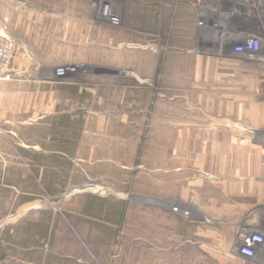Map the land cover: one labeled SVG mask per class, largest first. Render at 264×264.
Returning a JSON list of instances; mask_svg holds the SVG:
<instances>
[{
	"label": "rangeland",
	"instance_id": "rangeland-1",
	"mask_svg": "<svg viewBox=\"0 0 264 264\" xmlns=\"http://www.w3.org/2000/svg\"><path fill=\"white\" fill-rule=\"evenodd\" d=\"M203 2L212 9L198 0H0V35L15 46L14 76L0 81V230L25 219L0 264L30 258L48 223L51 251L33 264H75L64 256L84 259L75 243L88 248L81 264L262 263V245L238 257V236L263 229L254 188L264 189V170L238 169L264 167V126L210 121L200 127L217 137L195 138V98L264 105V67L234 54L238 38L222 37L247 20L264 48V0L231 17L226 0ZM225 127L230 136L219 137ZM209 143L233 149L196 152ZM245 181L247 195L230 185ZM166 243L183 245L178 258Z\"/></svg>",
	"mask_w": 264,
	"mask_h": 264
},
{
	"label": "crops",
	"instance_id": "crops-1",
	"mask_svg": "<svg viewBox=\"0 0 264 264\" xmlns=\"http://www.w3.org/2000/svg\"><path fill=\"white\" fill-rule=\"evenodd\" d=\"M237 106H240L239 108H237ZM218 118V119H217ZM212 119V120H211ZM210 121H218V122H223L224 124L229 123L230 127H231V123L233 122H239L242 124L243 127H245L246 129L248 127H256V128H260L261 126H264V105L263 104H259V103H254V104H248V105H244L242 103V101L240 102V105H233L231 102H228L225 98L224 99H212L210 97H206V98H195V138H206L208 140H214V138L217 137V133L215 132H211V131H206L205 128H201L200 126L202 124L199 123H205V125H207L208 122ZM198 123V127H197V123ZM205 127V126H204ZM229 127V128H230ZM231 131V130H230ZM241 132L243 133V131L241 130ZM219 133V137H224V138H228L229 135V131H227L226 127L223 128V130L218 131ZM231 134V132H230ZM210 142V141H209ZM212 143V142H211ZM246 146V145H245ZM240 149L237 150L236 147L234 149L235 153H246L247 147H242L239 146ZM238 148V147H237ZM232 147L228 144L227 146L225 145H221L218 148H215L213 145H211L209 143L208 145H203V146H197V148L195 147V150H197V153H214L218 150V152L220 151V153H225V154H231L232 151ZM249 151L252 153H257L256 148H249ZM260 168H262L261 170H264L263 167V160L262 162L257 161V163L254 166H250L249 165H245L242 166L238 169L239 175H244V176H248L249 174L251 175L254 174L256 176H258L259 173H261V175L263 174V171H260ZM232 169H229V171H231ZM227 174L229 173L228 170L226 169ZM260 175V176H261ZM256 186L254 188L255 190V201L258 202L259 201V197H261V201H264L263 199V185L262 182H256L255 183ZM231 187H239L240 186V192H245L244 195H247V188L246 186L249 187L248 182H242V183H238V184H232V182L230 183ZM195 186L200 187L202 186L201 183H195ZM161 188V187H160ZM201 189V188H200ZM181 193L183 192V190L180 191ZM199 194V192H198ZM244 198H248V196H245ZM24 218L20 219L16 224H18L21 220H23ZM21 224V223H20ZM47 227H49V223L48 226L46 225L45 228L47 229ZM46 231V230H45ZM256 231H258L259 233L264 234V225H263V229H256ZM49 235L44 238V233H42L41 237L37 240L34 241L33 243H31V245H29V247L26 248V250H30V258H27V260L25 261L24 259H17L16 263L19 264H33V256L39 252L38 254L40 255V260L42 258V260H46L47 257V253H50L49 251H51V244H52V238H53V232L52 230L48 229ZM41 240L44 242L42 243ZM41 243V244H40ZM77 244V245H76ZM24 246H27L24 244ZM181 246H183L182 244H176L174 245H168V243H166V256L168 257L169 255H174L176 258H178V256L180 255V249L182 248ZM262 246H264V242L262 243ZM73 247H78V249L82 252L81 255L84 256V259L81 257H74L72 256V253H65L64 256L69 258V260H73L74 262H76L75 264H81L82 262L87 263L85 258L87 257V253L84 252L86 248L83 243H75L73 245H70L69 248H73ZM163 254V253H162ZM42 256V257H41ZM238 257L244 259V260H249L246 258H243L242 256H240L238 254ZM160 260L163 262V259L160 257ZM20 261V262H19ZM164 264V262H163ZM261 264H264V258Z\"/></svg>",
	"mask_w": 264,
	"mask_h": 264
},
{
	"label": "built area",
	"instance_id": "built-area-1",
	"mask_svg": "<svg viewBox=\"0 0 264 264\" xmlns=\"http://www.w3.org/2000/svg\"><path fill=\"white\" fill-rule=\"evenodd\" d=\"M201 3V7L211 8L212 6H206L203 0H198ZM229 3V10L226 14L233 16L240 9L246 7L250 0H226ZM218 1L214 3L213 9L218 7ZM102 10L107 11L108 5L100 3ZM212 9V8H211ZM102 12V13H103ZM213 13V12H212ZM207 24L203 19L199 20V25ZM211 25V24H209ZM214 27V26H213ZM238 38L240 41L233 47L234 54H246L247 59L252 62H258L264 67V51L262 46V39L255 33V29L238 28V29H226L222 35L224 37ZM15 46L14 42L0 35V81H9L14 76V69L12 67L14 60ZM240 243V249L238 254L246 259H251L256 255L258 247L264 242V235L258 232H246L243 231L238 236Z\"/></svg>",
	"mask_w": 264,
	"mask_h": 264
},
{
	"label": "trees",
	"instance_id": "trees-1",
	"mask_svg": "<svg viewBox=\"0 0 264 264\" xmlns=\"http://www.w3.org/2000/svg\"><path fill=\"white\" fill-rule=\"evenodd\" d=\"M21 200H25V198H22V197H21ZM24 221H25V219L21 220L18 224L5 226L4 229H1V230H0L1 233L4 234V235L6 236L5 239H3V240L0 239V247L2 246V244H3L4 242L9 243V242L13 241V239H15V238H13V237H14L13 234L17 232V229H18L20 223H21V222H24ZM48 229H49V227H47V229L44 228V231H43V233H44V238H46V237L49 235ZM45 230H46V231H45ZM5 257H6V256H5Z\"/></svg>",
	"mask_w": 264,
	"mask_h": 264
},
{
	"label": "flooded vegetation",
	"instance_id": "flooded-vegetation-1",
	"mask_svg": "<svg viewBox=\"0 0 264 264\" xmlns=\"http://www.w3.org/2000/svg\"><path fill=\"white\" fill-rule=\"evenodd\" d=\"M234 16V15H233ZM231 17V16H230ZM246 24H247V20H246V22H245ZM244 22L242 23V24H240L238 27L236 26V27H233V28H229L230 30H233V29H238V28H245V24ZM260 36V35H259Z\"/></svg>",
	"mask_w": 264,
	"mask_h": 264
}]
</instances>
